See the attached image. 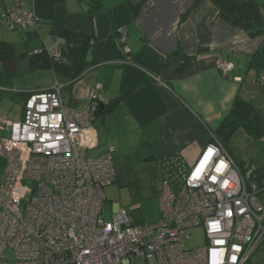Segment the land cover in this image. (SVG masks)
Masks as SVG:
<instances>
[{
	"label": "crops",
	"instance_id": "0c3cea01",
	"mask_svg": "<svg viewBox=\"0 0 264 264\" xmlns=\"http://www.w3.org/2000/svg\"><path fill=\"white\" fill-rule=\"evenodd\" d=\"M10 7L32 12L39 23L29 31L0 24V81L23 73L53 76L71 109L89 103L94 85L106 100L94 121L97 146L86 152L93 157L113 147L106 220L124 207L134 224L156 221L162 189L181 186L235 98L264 112V35L251 37L230 25L210 0H0V10ZM121 27L129 54L116 34ZM39 49H59L56 67L44 54L29 56ZM220 60L232 70L222 73ZM31 92H1L0 119L21 121ZM15 100L20 119L10 114ZM224 148L240 172L252 169L254 181L264 180V136L238 129ZM257 196L264 202V190Z\"/></svg>",
	"mask_w": 264,
	"mask_h": 264
},
{
	"label": "built area",
	"instance_id": "2783aa9c",
	"mask_svg": "<svg viewBox=\"0 0 264 264\" xmlns=\"http://www.w3.org/2000/svg\"><path fill=\"white\" fill-rule=\"evenodd\" d=\"M38 17L21 7L0 10L10 30H35ZM131 52L123 27L116 30ZM34 50V52H40ZM54 59L59 49L49 53ZM225 73L233 64L218 61ZM264 83V76L260 77ZM62 85L31 92L23 119H0V264H246L264 239V180L240 172L212 136L181 186H164L159 217L134 224L124 207L102 214L104 189L114 175L112 151L88 157L97 146L94 121L106 100L99 86L82 108L66 106ZM201 226L206 245L185 249L187 229Z\"/></svg>",
	"mask_w": 264,
	"mask_h": 264
},
{
	"label": "trees",
	"instance_id": "16d2710c",
	"mask_svg": "<svg viewBox=\"0 0 264 264\" xmlns=\"http://www.w3.org/2000/svg\"><path fill=\"white\" fill-rule=\"evenodd\" d=\"M199 1L200 0H195V5ZM210 1L218 9V15L230 25L244 30L251 37L264 35V5L260 4L257 0ZM71 53L72 52H70V54ZM28 54L30 57L36 54L46 55L49 64L53 67H56V64L60 61L59 57L54 59L44 50L40 52L31 51ZM70 60L72 64H77L79 58L70 56ZM68 77L73 79L77 76ZM5 82L0 81V86L5 87V85L2 84ZM238 129H242L247 135L254 139L264 136V112L251 102L242 99L240 96L235 98L228 116L222 120L217 128L216 138L225 147ZM248 262L246 264H249Z\"/></svg>",
	"mask_w": 264,
	"mask_h": 264
},
{
	"label": "rangeland",
	"instance_id": "374dc122",
	"mask_svg": "<svg viewBox=\"0 0 264 264\" xmlns=\"http://www.w3.org/2000/svg\"><path fill=\"white\" fill-rule=\"evenodd\" d=\"M260 4L264 5V0H257ZM23 67V64H19L18 69L20 70ZM14 77V78H13ZM51 77V78H50ZM50 80L48 81V79ZM48 82H53L54 84V78L53 76H24L18 75V76H12L10 80H8L5 83H2L5 85V87H1V92H5L6 94L13 95L15 92H33L38 90L39 87L44 86L45 84H48ZM64 85V84H63ZM62 94L64 93V87L61 90ZM18 100H15L11 105L10 108V114L12 117H15L16 119H20V106L18 104ZM9 104V103H8ZM23 119V118H22ZM0 136H8V132L0 133ZM4 181V175H3V165H0V182L3 183ZM185 234L188 236V238L184 242V248L185 249H194L197 247H202L206 245V239L205 234L203 231V228L201 226L193 227L190 229H187ZM249 264H264V239L260 246L257 248V250L254 252V254L251 256ZM135 264H145L143 262H136ZM157 264V263H156Z\"/></svg>",
	"mask_w": 264,
	"mask_h": 264
},
{
	"label": "water",
	"instance_id": "95a60500",
	"mask_svg": "<svg viewBox=\"0 0 264 264\" xmlns=\"http://www.w3.org/2000/svg\"><path fill=\"white\" fill-rule=\"evenodd\" d=\"M101 108H102V105L99 106V110H100ZM99 110H98V112H99Z\"/></svg>",
	"mask_w": 264,
	"mask_h": 264
}]
</instances>
